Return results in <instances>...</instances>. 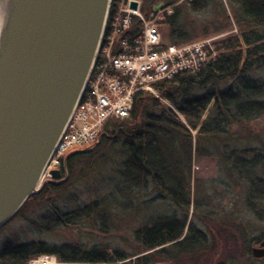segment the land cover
<instances>
[{"label": "trees", "instance_id": "16d2710c", "mask_svg": "<svg viewBox=\"0 0 264 264\" xmlns=\"http://www.w3.org/2000/svg\"><path fill=\"white\" fill-rule=\"evenodd\" d=\"M176 1L141 0V11L147 16L157 4L164 2L165 6H170ZM228 2L234 9L238 33H230L216 42L219 54L214 60L199 70L181 71L157 81L154 84L157 94L138 91L128 116L111 117L105 122L97 148L108 141L120 142L119 152L124 156L114 192L103 199L56 215L51 223L44 226L45 229L77 225L84 219L91 223L95 220L105 226L107 219L115 216L107 205L114 193L122 194L121 199L117 196L113 199L119 207H125L128 198L143 196L151 187L161 196L170 198L178 207L189 210L194 138L197 155L203 154L205 145H209L206 149L214 143L218 147L223 144L226 148L230 126L264 116V78L250 76L252 70L264 66V0ZM208 3L209 0L188 2L194 11L205 8ZM180 16L181 9L176 6L162 22L167 26L168 43L181 44L194 39L180 22ZM140 29L141 20L135 17L133 33H139ZM228 80L232 83L224 87L223 83ZM193 130L196 134H192ZM243 141L245 138L240 142ZM237 149L231 146V151L224 154L225 161L228 164L231 160L230 170H235L239 178L247 181L248 199L254 202L264 197V179L258 174V168L264 166V149ZM77 156L78 152H75L67 157V172L74 171ZM59 187L61 185L56 182L42 184L12 219L26 215L30 206L45 201ZM199 203L196 199L194 205ZM134 237L140 244V250H152L137 258L135 264H153L159 256L169 258L171 253L185 251L197 256L206 242L202 230L193 224L187 225L185 218L175 217L155 219L137 228ZM260 239L245 240L249 243ZM168 243H173L171 250L161 247ZM249 246L246 244V252H249ZM42 254H54L62 263L85 264H118V261L123 262L132 255L119 249L111 252L104 246L86 248L67 243L50 244L45 240L6 241L0 250V264H27L30 259Z\"/></svg>", "mask_w": 264, "mask_h": 264}, {"label": "rangeland", "instance_id": "374dc122", "mask_svg": "<svg viewBox=\"0 0 264 264\" xmlns=\"http://www.w3.org/2000/svg\"><path fill=\"white\" fill-rule=\"evenodd\" d=\"M187 1L177 0L174 5H170L171 13L176 6L180 7V22L194 39L213 38L216 45L218 40L230 33H238L234 9L228 0H209L208 5L199 11H194ZM164 19L159 20V26L164 40L168 41L167 26L162 23ZM250 76L264 78V66L252 70ZM231 83L232 80H228L223 85L227 87ZM165 103L168 104L166 101ZM207 114L208 112L204 117ZM229 128L226 148L223 144L218 147L214 143L210 149H206L209 145H205L203 154L197 155L195 138L193 140L191 207L188 211L151 187L143 196L138 195L131 199L127 197L128 203L126 202L125 207H119L113 199V196L121 199L122 194L114 193L107 205L115 216L113 219L108 218L105 226L98 221L91 223L84 219L77 225L45 229L44 226L51 223L56 215L110 196L118 184V170L124 158L119 152L120 142L108 141L99 148L96 146L98 142L92 146L71 148L66 154L67 157L70 153L78 152L74 159V171L67 172L66 179L63 173V179L56 181L61 187L51 193L48 199L30 206L26 215L15 217L0 228V250L6 241L28 240H45L50 244L67 243L86 248L104 246L111 252L119 249L132 254L127 260L118 261V264H135L137 258L152 250H140L134 231L155 219L175 217L185 218L187 225L193 224L202 230L206 236V242L202 245L203 251L197 256L186 251L181 254L171 253L173 257L169 258L159 256L153 264H264V260L255 259L245 251L246 244L249 247L256 245L253 241L246 243V238L254 240L264 235V197L250 201L247 181L239 178L235 170H230L232 161L228 165L224 157V154L231 151V146L238 149L254 147L263 151L264 116L244 124H233ZM192 134H196V130ZM244 138L245 141L240 142ZM258 174L264 179V166L258 168ZM196 199L200 202L198 205H194ZM161 247L171 250L173 243Z\"/></svg>", "mask_w": 264, "mask_h": 264}, {"label": "water", "instance_id": "95a60500", "mask_svg": "<svg viewBox=\"0 0 264 264\" xmlns=\"http://www.w3.org/2000/svg\"><path fill=\"white\" fill-rule=\"evenodd\" d=\"M110 1L1 0L0 228L41 188L90 74ZM65 168L53 170L48 181L62 180L63 173L66 179ZM251 252L264 257V239Z\"/></svg>", "mask_w": 264, "mask_h": 264}, {"label": "built area", "instance_id": "2783aa9c", "mask_svg": "<svg viewBox=\"0 0 264 264\" xmlns=\"http://www.w3.org/2000/svg\"><path fill=\"white\" fill-rule=\"evenodd\" d=\"M138 7L132 8L131 2ZM140 0H111L104 31L80 98L63 129L41 176L51 178L61 168L68 150L97 142L105 122L111 117L130 114L135 95L147 90L155 94L154 84L181 71H196L214 60L219 51L213 38L182 44L167 43L159 20L171 7L144 15ZM135 17L141 20L139 33H133ZM28 264H60L55 255L43 254Z\"/></svg>", "mask_w": 264, "mask_h": 264}, {"label": "flooded vegetation", "instance_id": "af4514ba", "mask_svg": "<svg viewBox=\"0 0 264 264\" xmlns=\"http://www.w3.org/2000/svg\"><path fill=\"white\" fill-rule=\"evenodd\" d=\"M263 239H264V235H263V237H262L258 242L254 241V243H255L256 245H252V246L249 248V252H248V253H249L252 257H254L255 259H262V260H264V257H261V258L255 257V256L252 255V252H251V249H252L254 246H259V244L262 242Z\"/></svg>", "mask_w": 264, "mask_h": 264}, {"label": "bare ground", "instance_id": "6f19581e", "mask_svg": "<svg viewBox=\"0 0 264 264\" xmlns=\"http://www.w3.org/2000/svg\"><path fill=\"white\" fill-rule=\"evenodd\" d=\"M0 3H1V0H0ZM1 8V7H0ZM1 11V10H0Z\"/></svg>", "mask_w": 264, "mask_h": 264}]
</instances>
